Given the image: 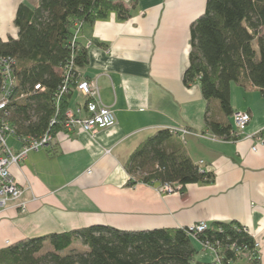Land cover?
<instances>
[{"label": "crops", "instance_id": "crops-1", "mask_svg": "<svg viewBox=\"0 0 264 264\" xmlns=\"http://www.w3.org/2000/svg\"><path fill=\"white\" fill-rule=\"evenodd\" d=\"M134 1L129 18L113 11L81 27L75 37L89 48L90 61L81 76L97 80L116 124L94 134L61 132L55 147L32 151L12 167L26 188L27 211L10 207L0 215V248L93 224L144 230L234 221L259 242V264H264V145L254 152V141L244 138L264 128V93L233 83L234 112H247L252 119L241 139H215L206 126L207 102L199 81L184 83L190 26L207 0ZM22 3L36 7L39 0H0V39L18 36L15 17ZM85 101L75 91L70 109ZM212 108L217 118H225L216 102ZM165 128L178 132L194 162L214 172L213 182L188 184L173 193L159 192L160 183L128 185L131 154ZM196 258L213 262L216 255L199 247Z\"/></svg>", "mask_w": 264, "mask_h": 264}, {"label": "trees", "instance_id": "trees-1", "mask_svg": "<svg viewBox=\"0 0 264 264\" xmlns=\"http://www.w3.org/2000/svg\"><path fill=\"white\" fill-rule=\"evenodd\" d=\"M130 4L115 0H39L17 10V37L0 39V56L15 59L16 90L25 93L9 105L18 134L39 136L50 130L57 112L59 89L68 75V90L60 100L61 118L70 109L81 70L90 61L89 48L75 39L84 25H93L115 11L123 20ZM264 0H207L205 11L190 26L189 66L184 83L199 81L207 102L205 122L219 139L231 140L233 83L264 93ZM40 84L44 90H36ZM225 117L217 118L212 103ZM178 132L160 129L131 154L126 163L128 185L175 183L183 191L192 183H211L214 172L198 165L178 140ZM208 224V223H207ZM80 241L81 248H77ZM256 240L239 223L214 222L203 232L185 228L121 230L93 224L65 232L24 238L0 248V264H259ZM210 245L218 259L196 258Z\"/></svg>", "mask_w": 264, "mask_h": 264}, {"label": "built area", "instance_id": "built-area-1", "mask_svg": "<svg viewBox=\"0 0 264 264\" xmlns=\"http://www.w3.org/2000/svg\"><path fill=\"white\" fill-rule=\"evenodd\" d=\"M16 61L9 56H0V215L8 208L14 207L20 212L27 211V201L24 200L26 188L22 186L12 173V167L25 161L29 153L45 148H53L56 145L58 134L61 132L75 133L78 130L94 134L98 129L112 127L116 124L117 118L114 110L106 106L101 100L97 80L82 79L77 83L75 91L80 92L86 101L83 107L75 111L68 109L61 118L59 115L60 100L68 90V75L64 84L59 89L57 97V112L51 120L52 126H60V131L56 134L48 130L46 133L35 136H23L17 133L16 127L10 119L9 105L16 98H25V93H19L16 90L17 79L15 76ZM36 90H44L40 84L35 85ZM251 114L247 112H234L232 115L233 128L231 131L232 139L242 138L246 127L251 122ZM182 133H188L182 130ZM13 138L14 143H10ZM215 139H218L214 136ZM245 139L254 141L252 150L256 152L260 146L264 145V128L259 129L251 134H246ZM20 148L16 149V145ZM91 169L89 173H91ZM162 192L177 191L180 186L175 183H164L161 185ZM208 224L200 221L189 226L190 231L203 232L207 229ZM260 244L256 242L255 248L258 250ZM205 249L212 251L218 259L216 250L210 245H205Z\"/></svg>", "mask_w": 264, "mask_h": 264}, {"label": "rangeland", "instance_id": "rangeland-1", "mask_svg": "<svg viewBox=\"0 0 264 264\" xmlns=\"http://www.w3.org/2000/svg\"><path fill=\"white\" fill-rule=\"evenodd\" d=\"M263 33H264V28H263V31H262ZM10 143L12 144V143H14V141H13V138L12 139H10ZM164 184V183H163ZM162 185V184H161ZM161 185H160V187L158 188V191L159 192H161V193H168V192H162V187H161ZM171 193H173V192H171ZM81 243H80V241L79 242H77V248H81V245H80ZM215 254V253H214ZM246 258H245V256L243 255L242 256V261H244V262H246Z\"/></svg>", "mask_w": 264, "mask_h": 264}]
</instances>
